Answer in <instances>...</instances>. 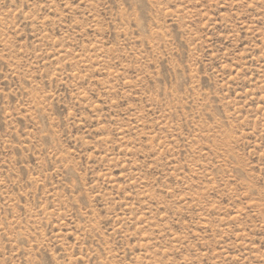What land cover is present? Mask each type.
Instances as JSON below:
<instances>
[{
    "label": "rangeland",
    "instance_id": "374dc122",
    "mask_svg": "<svg viewBox=\"0 0 264 264\" xmlns=\"http://www.w3.org/2000/svg\"><path fill=\"white\" fill-rule=\"evenodd\" d=\"M0 264H264V0H0Z\"/></svg>",
    "mask_w": 264,
    "mask_h": 264
}]
</instances>
